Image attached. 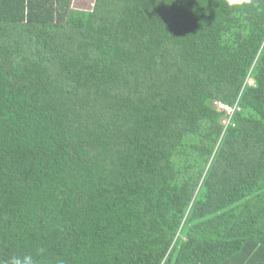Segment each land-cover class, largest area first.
I'll list each match as a JSON object with an SVG mask.
<instances>
[{
	"label": "trees",
	"instance_id": "trees-1",
	"mask_svg": "<svg viewBox=\"0 0 264 264\" xmlns=\"http://www.w3.org/2000/svg\"><path fill=\"white\" fill-rule=\"evenodd\" d=\"M23 253L264 264V0H0V260Z\"/></svg>",
	"mask_w": 264,
	"mask_h": 264
},
{
	"label": "clouds",
	"instance_id": "clouds-1",
	"mask_svg": "<svg viewBox=\"0 0 264 264\" xmlns=\"http://www.w3.org/2000/svg\"><path fill=\"white\" fill-rule=\"evenodd\" d=\"M229 8L233 6H247L253 3V0H226ZM43 253V249L38 250L37 255ZM0 264H37V257L31 253L13 254L6 260H0Z\"/></svg>",
	"mask_w": 264,
	"mask_h": 264
},
{
	"label": "built area",
	"instance_id": "built-area-1",
	"mask_svg": "<svg viewBox=\"0 0 264 264\" xmlns=\"http://www.w3.org/2000/svg\"><path fill=\"white\" fill-rule=\"evenodd\" d=\"M246 84L248 85V86H252V85H254V81L252 80V79H248L247 81H246ZM219 106V109H222V110H225V112H226V117H227V119H225V120H223V121H227L229 118H230V116H231V114L234 112V111H238V110H240V107H239V105H230V106H227V105H224V104H219L218 105Z\"/></svg>",
	"mask_w": 264,
	"mask_h": 264
},
{
	"label": "rangeland",
	"instance_id": "rangeland-1",
	"mask_svg": "<svg viewBox=\"0 0 264 264\" xmlns=\"http://www.w3.org/2000/svg\"><path fill=\"white\" fill-rule=\"evenodd\" d=\"M94 0H72V7L80 10H91Z\"/></svg>",
	"mask_w": 264,
	"mask_h": 264
}]
</instances>
